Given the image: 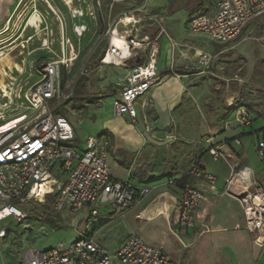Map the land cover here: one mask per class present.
Here are the masks:
<instances>
[{"label":"built area","instance_id":"2783aa9c","mask_svg":"<svg viewBox=\"0 0 264 264\" xmlns=\"http://www.w3.org/2000/svg\"><path fill=\"white\" fill-rule=\"evenodd\" d=\"M70 1L63 0V3L68 7ZM82 1L100 6L99 0ZM213 2L212 15H196L189 21L188 30L192 34H206L215 42L228 44L240 39L251 23L264 19V0ZM145 10L146 3L122 13L108 25L99 42V46L103 42L106 44L98 61L100 67L121 70L115 62L121 61L130 70L112 111L117 117H127L132 124L136 120L137 100L163 80L157 73L156 58L158 37L164 31L161 30L156 38L144 34L147 24L160 25L162 19L146 15ZM87 16L96 21L94 12ZM55 18L63 24L59 13ZM70 18H84V12L73 10ZM85 32V25L73 28L77 37ZM1 44L0 61L5 56ZM76 59L73 48L67 55L63 47L60 57L42 64L39 80L25 91L15 85L8 72L0 73V222L8 218H13L17 225L28 221L25 209L32 202L43 203L49 196H53L54 213H79L102 205H111L124 212L137 206L149 193V188H136L128 181L112 179L107 164V140L89 136L84 150L79 151L73 145L75 137L71 125L66 119L53 116L50 106L70 101L74 85L80 77L86 76L89 59L82 62L75 79L62 86V70L69 73ZM210 59L203 56L200 64L206 67ZM233 123L240 128L250 126L244 109L235 113ZM206 145L207 154L214 162L226 159L224 152L217 150L212 137ZM263 148V143H259L260 156ZM230 168L231 177L223 194L239 203L244 218L242 229L264 236V191L254 182L250 171L246 178L243 167L235 163ZM186 175L209 186L216 181L215 176L196 163L190 164ZM205 200V194L190 184L182 187L178 208L180 227L185 230L193 227L194 213ZM91 215L96 216L97 211L92 210ZM6 236V230H0V240ZM20 264L174 263L163 251L150 246L139 235L131 234L113 253L92 238L81 235L68 246L60 243L44 251L26 249L21 253Z\"/></svg>","mask_w":264,"mask_h":264},{"label":"crops","instance_id":"0c3cea01","mask_svg":"<svg viewBox=\"0 0 264 264\" xmlns=\"http://www.w3.org/2000/svg\"><path fill=\"white\" fill-rule=\"evenodd\" d=\"M19 1L0 0V25L4 24ZM114 3L119 2L114 0ZM213 3V0L147 1L146 15L162 19L160 25L147 24L144 34L156 38L161 30L164 31L158 37L156 58L157 73L163 80L135 103V124L127 117L115 116L112 111L114 99L111 103H101V95L89 99L92 108L89 109L91 115L84 117L82 123L85 125L84 131H87L84 138L80 133L77 137V130L68 122L74 132V146L79 151L84 150V142L89 136L108 141L107 164L112 179L128 181L136 188H149V193L137 206L124 212L111 205L84 209L87 216L81 235L92 238L102 248L104 247L100 239L106 233L116 235L118 239L112 252L104 248L109 253L117 250L131 234H137L150 246L163 251L174 264H264V236L250 234L242 229L244 218L239 203L223 194L231 177L230 165L235 163L250 171L254 182L264 191V152L260 156L258 150V144L264 143V119L260 113H252L250 126L240 128L233 123V114L241 105L235 103L234 110L228 116L229 107L223 106V115L217 123L210 126L213 129L209 130H212L217 150L224 152L226 159L213 162L207 154L208 145L201 142V138L209 132L208 128L204 126L199 136V116L196 113L187 115L188 108L196 103L195 92L198 88L209 84L221 86L225 94L224 101L230 103L233 97L236 98L234 85L239 87V92L246 87H257L245 80L244 76L231 77L224 71L227 60L224 56L227 51L236 43L250 40H242L245 32L235 42L221 46L215 45V41L206 34L188 36L189 21L196 15H212ZM177 12L181 15L178 16ZM122 13H118L116 18ZM108 19L111 20L109 17ZM183 31V36L190 39L177 41L176 35ZM204 35L212 41L213 50L210 52L201 43L205 40ZM202 53L211 58V70L208 72L197 67L198 55ZM96 67L100 68L99 65ZM105 68L107 70L109 67ZM127 75L128 73H124V86ZM206 76L207 82H201L200 79ZM213 97L207 100L212 101ZM77 109L80 110L81 107ZM258 120L260 122L255 128ZM172 127L174 131L168 133ZM168 134H175V143L178 142L177 147H184V154L181 148L178 153L173 148L176 146L171 147L172 145L169 146L163 141L162 138ZM192 162H199L206 173L215 176L216 181L212 186L186 175ZM255 167L258 173L255 172ZM185 184L202 191L206 197L194 213L193 227L186 230L179 225L178 212L182 186ZM109 207L111 210L108 212L99 213L100 208ZM92 210L97 211L96 216L91 215ZM90 226L92 230L88 231ZM119 229L122 230L121 235H118ZM183 238H187L190 244L185 243ZM203 239L205 242L199 248V257L184 255ZM170 244L171 251L168 249ZM7 261L9 259L0 257V264H7Z\"/></svg>","mask_w":264,"mask_h":264},{"label":"rangeland","instance_id":"374dc122","mask_svg":"<svg viewBox=\"0 0 264 264\" xmlns=\"http://www.w3.org/2000/svg\"><path fill=\"white\" fill-rule=\"evenodd\" d=\"M147 1L117 0L119 3H114V0H99L100 6H97L93 2L84 3L82 0H71L67 7L63 0H20L10 12L11 14L4 24L0 25V44L2 43L5 54L0 61V73L7 71L15 85L20 86L25 91L39 80L42 64L60 57L63 47L67 55H69L71 48L77 55L74 66L69 69L70 72L68 73L66 69L62 70V75L63 73L69 74L68 81L79 71L80 64L89 59L86 76L84 77L89 81L86 87L87 93L80 97L78 94L79 86L76 83L74 85V94L70 101L50 106L54 117L59 116L66 119L70 124L74 125L77 130V137L80 133V136L84 138L87 131H84L83 127L85 125L83 126L82 123L84 117L91 115L89 109L92 108V102L89 99L96 95H101V103H111L113 99H118L117 91L124 86V73H128V70L124 67H120L121 70H111L109 68L106 70L105 67L97 69L96 66L99 62L94 60L100 59L99 55L106 46L105 43H101L99 46L100 38L107 26L115 20L118 13L131 11L141 4H147ZM73 10H82L84 18L71 19L70 13ZM91 12H94L95 22L87 16ZM57 13L63 20V24H59L55 18ZM177 13L178 16L181 15V13ZM79 24L87 27V32L81 37L73 34V28ZM60 25L63 26L61 27ZM183 34H185V31L183 33L179 32L175 37L176 40H189L190 37L188 36L194 35L189 32L187 33L188 36L185 35L184 37ZM204 36L205 40L201 41V43L205 46L206 51L210 52L213 50L212 41L206 35ZM246 39L250 40L236 43L231 50L227 51L224 56L227 59L224 71L229 73L231 77L244 76L245 80L255 84L258 88L254 86L251 88L246 87L242 89L243 91L241 90L242 92H239V87L234 85L236 98L233 97L234 99L230 103L224 101L225 94L221 86L209 84V86L198 88L195 92L196 103H193L192 107L188 108L187 115L191 116L196 113L199 116V119H197L199 122L197 128L199 136L204 126L211 133L212 130L209 129H213V127L210 126L217 123L224 113L221 110L223 106L230 107L235 103L241 105V107L236 108L233 116L239 109H244L248 114L250 124L252 113L258 112L261 118L264 119V19L257 20L246 28L242 40ZM215 43L218 46L222 45L218 42ZM205 55L207 54L198 55L197 67L199 66V68H202L201 70L208 72L211 70L210 63L206 67L200 64L202 57ZM205 78L207 76L201 78V82H207ZM115 92L117 93L114 94ZM238 92L242 94L239 95ZM213 93H215L214 97ZM212 97V101L207 100ZM79 106L81 107L80 110L77 109ZM216 111H218V114H215ZM259 122L260 120L255 122V128H257L256 125ZM185 123L188 126L190 125L188 122ZM171 131H174L173 127L168 133H171ZM209 132L201 138L202 144H206V141L212 137V133L209 134ZM162 139L169 146H176L173 148L178 153L181 148L184 154V147H177L178 145L176 144L178 142L175 143L177 140L175 134H168ZM173 143L175 144L173 145ZM262 151L264 152V149ZM180 157L183 158L184 155H180ZM255 172L258 173L256 167ZM51 201V199L47 198L43 203L32 202L25 209L28 216H34L28 221L17 225L13 218H8L0 222V230L10 231L5 240H0V257L9 259L7 264H18L21 253L26 249L33 248L36 251H44L55 248L60 243L68 246L81 237L85 225L84 220L87 216L85 210L79 213H71L69 211L54 213ZM48 205L51 209L44 214L43 220H40V209ZM109 210H111V207L100 208L99 213L108 212ZM91 230V226L88 227V231ZM118 233V235H121L122 230L119 229ZM117 239L116 235L106 233L100 240L103 243V247L112 252ZM183 241L188 245L190 244L187 238H183ZM204 242L205 239L198 241L197 245L184 255L187 257L193 256V258L199 257L197 256L201 254L199 248ZM171 247L172 245L170 244L168 246L169 251H171ZM165 251L167 252L168 250Z\"/></svg>","mask_w":264,"mask_h":264},{"label":"trees","instance_id":"16d2710c","mask_svg":"<svg viewBox=\"0 0 264 264\" xmlns=\"http://www.w3.org/2000/svg\"><path fill=\"white\" fill-rule=\"evenodd\" d=\"M102 56V55H101ZM97 61H99V59H97ZM69 78V74H65V73H63V77H62V86H64V85H66V83H67V79ZM89 83V81H88V79L87 78H84V77H80L79 78V80L77 81V85L79 86V88H78V94H79V96L80 97H83L87 92H86V86H87V84ZM234 110V106L232 105V106H230L229 107V112L227 113V116L230 114V113H232V111ZM263 146H264V143H263ZM264 149V148H263ZM192 163H196V164H198V165H200L199 164V162H192ZM191 163V164H192ZM184 186V185H183ZM182 186V187H183ZM48 199H51L52 201V203H53V196H49V197H47ZM51 209V207L48 205V206H46L45 208H43V209H40V212L41 213H39V219L40 220H43V216H44V214L46 213V212H48L49 210ZM32 217H34L33 215H30V216H28V219H30V218H32ZM10 231H7L6 230V235L9 233Z\"/></svg>","mask_w":264,"mask_h":264},{"label":"bare ground","instance_id":"6f19581e","mask_svg":"<svg viewBox=\"0 0 264 264\" xmlns=\"http://www.w3.org/2000/svg\"><path fill=\"white\" fill-rule=\"evenodd\" d=\"M119 46H121V45H119ZM124 55H125V53L122 52L121 56H124ZM107 61H108V60H107ZM115 62H116V64L119 65L120 67L128 68L127 65L124 64V63H122L121 61H115ZM243 174H244V176H245L246 178H248V171H247V170L244 169V170H243Z\"/></svg>","mask_w":264,"mask_h":264}]
</instances>
